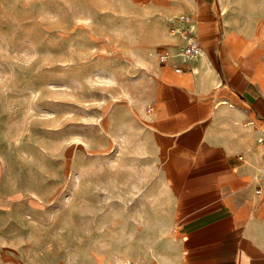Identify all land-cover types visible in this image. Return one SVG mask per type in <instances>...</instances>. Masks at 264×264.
Segmentation results:
<instances>
[{
    "label": "rangeland",
    "instance_id": "obj_1",
    "mask_svg": "<svg viewBox=\"0 0 264 264\" xmlns=\"http://www.w3.org/2000/svg\"><path fill=\"white\" fill-rule=\"evenodd\" d=\"M218 2L264 51V0ZM190 3L0 0V264L155 254L175 197L150 122Z\"/></svg>",
    "mask_w": 264,
    "mask_h": 264
},
{
    "label": "crops",
    "instance_id": "obj_2",
    "mask_svg": "<svg viewBox=\"0 0 264 264\" xmlns=\"http://www.w3.org/2000/svg\"><path fill=\"white\" fill-rule=\"evenodd\" d=\"M190 1L203 54L167 61L150 122L174 223L155 254L120 264H264V51L218 0Z\"/></svg>",
    "mask_w": 264,
    "mask_h": 264
},
{
    "label": "built area",
    "instance_id": "obj_3",
    "mask_svg": "<svg viewBox=\"0 0 264 264\" xmlns=\"http://www.w3.org/2000/svg\"><path fill=\"white\" fill-rule=\"evenodd\" d=\"M170 34L172 37L180 41L179 50L177 53H171L170 51H163L161 53V60L168 61L172 56H180L186 59H191L203 54L201 43L197 37V24L193 16L183 14L178 20L171 26ZM178 72L182 71L180 67H177ZM259 144L262 147V158L264 162V139L259 140ZM240 158H243L242 156ZM260 192V190H259Z\"/></svg>",
    "mask_w": 264,
    "mask_h": 264
}]
</instances>
